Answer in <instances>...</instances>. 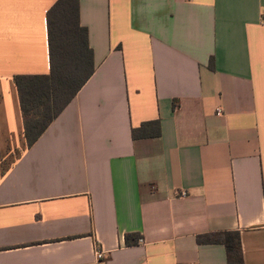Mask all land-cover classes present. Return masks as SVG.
I'll use <instances>...</instances> for the list:
<instances>
[{
	"label": "crops",
	"instance_id": "1",
	"mask_svg": "<svg viewBox=\"0 0 264 264\" xmlns=\"http://www.w3.org/2000/svg\"><path fill=\"white\" fill-rule=\"evenodd\" d=\"M57 1L0 0V264H264V0H79L95 72L28 148Z\"/></svg>",
	"mask_w": 264,
	"mask_h": 264
},
{
	"label": "trees",
	"instance_id": "2",
	"mask_svg": "<svg viewBox=\"0 0 264 264\" xmlns=\"http://www.w3.org/2000/svg\"><path fill=\"white\" fill-rule=\"evenodd\" d=\"M47 21L50 73L14 78L28 148L40 139L95 72L88 30L80 25L79 0H58L48 12ZM160 134L159 121L144 123L132 131L134 139L158 137ZM131 237L126 236L127 243ZM139 239L136 238L134 244H138ZM198 242L223 244L228 264H244L240 234L237 232L201 235Z\"/></svg>",
	"mask_w": 264,
	"mask_h": 264
},
{
	"label": "built area",
	"instance_id": "3",
	"mask_svg": "<svg viewBox=\"0 0 264 264\" xmlns=\"http://www.w3.org/2000/svg\"><path fill=\"white\" fill-rule=\"evenodd\" d=\"M221 114H222V111L218 110L217 111V115H221ZM142 242H143L142 239H139V243H142ZM96 256H97L98 260H102L103 257H104L103 253L101 251H99V250L96 252Z\"/></svg>",
	"mask_w": 264,
	"mask_h": 264
}]
</instances>
